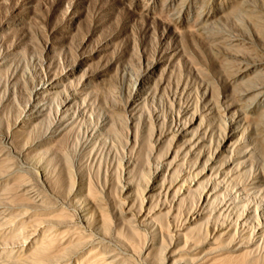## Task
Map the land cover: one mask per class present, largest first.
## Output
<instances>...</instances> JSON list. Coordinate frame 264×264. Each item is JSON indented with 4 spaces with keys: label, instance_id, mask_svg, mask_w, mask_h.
Here are the masks:
<instances>
[{
    "label": "rangeland",
    "instance_id": "obj_1",
    "mask_svg": "<svg viewBox=\"0 0 264 264\" xmlns=\"http://www.w3.org/2000/svg\"><path fill=\"white\" fill-rule=\"evenodd\" d=\"M261 170L264 0H0V264H232Z\"/></svg>",
    "mask_w": 264,
    "mask_h": 264
},
{
    "label": "bare ground",
    "instance_id": "obj_2",
    "mask_svg": "<svg viewBox=\"0 0 264 264\" xmlns=\"http://www.w3.org/2000/svg\"><path fill=\"white\" fill-rule=\"evenodd\" d=\"M51 90V88H49L48 86L46 87H41L39 91L42 92H49ZM37 92V90H36ZM41 104L42 101H38L36 102V104ZM240 139V138H239ZM229 150V149H228ZM209 158V156H208ZM210 159L212 160V157H210ZM210 167V166H209ZM203 168H208V166H203ZM262 173V186H264V171L261 170ZM218 180V179H217ZM216 180V181H217ZM255 181H257V179H254ZM127 181V180H126ZM223 181V180H221ZM194 182L196 183V186L192 185V182L190 181L188 183V185H179V188H183L186 189V192L189 191V189H197V187L199 186L201 188V194H210L211 197H214L217 193H215V189L216 188H211L210 187V180L208 179L207 176H205V174L201 175V176H195ZM202 185H205L206 187H210L209 189H211V192L208 191H203V188L201 187ZM255 184V183H254ZM229 191V190H228ZM252 195H250V198H253V205L254 206H249V200L247 198V194L246 196H242V198L238 197L235 200V203L232 205L233 207H235V209L239 212H236V223L235 225H239V226H245V223H247V221H249L250 216H254L255 219L257 218V216L259 217V210H258V206L261 204L260 202H262L263 200V196L261 193V190L258 187H254L253 191H252ZM232 193H236L235 191H233ZM130 194L129 191H126L125 195ZM230 193H228L229 195ZM140 195L142 196V199L145 201V198L147 196L152 195V193H150L148 191V189H140ZM201 196L199 195V198ZM204 199V197L202 198ZM207 199H209V197H207ZM206 199V201H207ZM205 201V200H204ZM261 206V205H260ZM247 209H249L252 212H249ZM196 211L201 212L203 211L200 204H197L196 206ZM261 214V212H260ZM263 214V212H262ZM210 216V215H209ZM209 216H202V218H209ZM190 219H193V222H197V219L194 218V216H190ZM195 219V220H194ZM260 223H262L261 227H259V232L256 233L255 231H251L250 233L247 234H242L240 236V238L232 243L228 244L227 249H224L223 252V258L227 259V260H232V264H264V250L261 249L260 247L263 246V241H264V220L263 218H259ZM187 230H185V235L192 237L194 236V234H196L197 230L195 226H187ZM253 227V226H252ZM255 230V228H253ZM236 229L234 228L233 232H235ZM218 232H216L217 234ZM245 237L248 238L249 241L245 240ZM257 238L261 239L260 242H257ZM171 243V242H170ZM177 246V245H176ZM226 262H221L219 264H225ZM173 264H187L185 262L182 261H175V263Z\"/></svg>",
    "mask_w": 264,
    "mask_h": 264
}]
</instances>
